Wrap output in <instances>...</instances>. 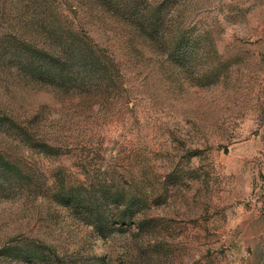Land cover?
Here are the masks:
<instances>
[{"label": "rangeland", "instance_id": "374dc122", "mask_svg": "<svg viewBox=\"0 0 264 264\" xmlns=\"http://www.w3.org/2000/svg\"><path fill=\"white\" fill-rule=\"evenodd\" d=\"M34 1L0 0V156L16 170H0V250L44 246L46 264H264V1L124 0L133 11L118 16L99 0H41L110 61L76 89L25 76L2 48H46ZM156 7L153 39L124 22ZM63 190L137 197L151 231L97 238L56 202Z\"/></svg>", "mask_w": 264, "mask_h": 264}, {"label": "trees", "instance_id": "16d2710c", "mask_svg": "<svg viewBox=\"0 0 264 264\" xmlns=\"http://www.w3.org/2000/svg\"><path fill=\"white\" fill-rule=\"evenodd\" d=\"M99 1L103 8L118 16L122 12L133 11L132 5L126 4L124 0ZM32 5L36 13L32 24L34 28L45 33L46 48L37 49L18 40H9L2 47L12 54L11 57L20 72L32 79L44 76L49 80V84L54 86L73 85L72 89L102 81L108 76L110 61L91 50L86 42L53 18L50 8L41 3V0H35ZM124 22L149 39L159 36L162 29L159 7ZM8 121V118L0 117V128L7 125ZM0 170L11 174L16 171L1 156ZM54 198L67 212L90 227L97 238L108 239L113 235L127 234L131 231L145 235L151 231L148 223L152 220L144 219L141 213L146 202L137 197L115 193L101 196L82 195L77 194V191L63 190ZM132 227L135 229L132 230ZM48 251V248L35 244L7 246L0 250V259L46 264L45 257L50 256Z\"/></svg>", "mask_w": 264, "mask_h": 264}, {"label": "crops", "instance_id": "0c3cea01", "mask_svg": "<svg viewBox=\"0 0 264 264\" xmlns=\"http://www.w3.org/2000/svg\"><path fill=\"white\" fill-rule=\"evenodd\" d=\"M257 1H264V0H257Z\"/></svg>", "mask_w": 264, "mask_h": 264}]
</instances>
